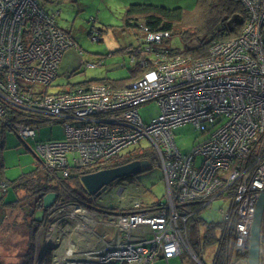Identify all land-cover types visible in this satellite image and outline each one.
Returning <instances> with one entry per match:
<instances>
[{
	"label": "built area",
	"instance_id": "obj_1",
	"mask_svg": "<svg viewBox=\"0 0 264 264\" xmlns=\"http://www.w3.org/2000/svg\"><path fill=\"white\" fill-rule=\"evenodd\" d=\"M242 1L248 20L241 33L213 41L202 59L162 46L169 31L141 25V46L130 62L144 70L125 87L92 83L44 94L76 43L39 0H0V116L18 109L32 120L15 124L23 140L34 139L40 120L64 124V140L36 145L46 169L68 177L72 167L91 166L147 138L167 189L154 211L54 203L46 218L54 212L71 220L59 234L74 239L61 254L60 241L52 264H169L184 251L204 264L186 237L194 213L179 206L203 208L223 197L230 201L222 221L232 248L248 244L264 190V0ZM148 101L158 104L159 114L145 123L138 106ZM187 123L204 138L182 154L173 132ZM0 189L7 190L1 179Z\"/></svg>",
	"mask_w": 264,
	"mask_h": 264
},
{
	"label": "trees",
	"instance_id": "obj_2",
	"mask_svg": "<svg viewBox=\"0 0 264 264\" xmlns=\"http://www.w3.org/2000/svg\"><path fill=\"white\" fill-rule=\"evenodd\" d=\"M247 20L248 12L242 0H196L195 7L191 9L181 7L167 8L152 2L134 3L125 8L122 17V21L126 26L133 22L134 26L139 24L153 30L163 29L169 31L170 36H179L183 48L181 50L178 49V51L180 54L189 57L190 60L206 57L213 41L237 37ZM168 40L164 42L165 47L172 49L167 44L169 43ZM143 70L138 65H135L130 69L128 78L88 80L82 83L70 84L69 87L56 90V92L51 94L59 93L66 89L85 87L93 82L110 85L113 88H123L130 81L136 79ZM48 87L40 91L48 94L50 93L48 92ZM48 121L40 120L36 128H39L40 123ZM18 122H32V120L26 118L23 111L18 109L7 110L0 116V179L3 181L4 163L2 149L4 147L5 134L8 130L16 132L15 124ZM35 137L33 140H35ZM134 160H148L150 166L159 164L154 151H136V146L133 145L122 150L116 156L98 161L91 166L72 167L68 177H62L58 170L46 169L42 160L31 171L21 174L12 181H5L7 187L9 186L16 195L18 192H22L23 196H17L10 201H6L3 196L0 197V244L6 248L15 237L19 235L25 236L23 237L24 240L20 241V243L26 242L20 264H52L55 247L42 248L38 245L37 240L40 229H45L52 222L51 218H46L50 208L45 209L43 207L44 196L48 193H55V203H60L63 206L85 205L88 207L106 208V204L99 200L100 197H93L85 190L80 179L81 176L102 169L118 167ZM135 177L136 175H130L117 179L109 186L126 184L125 182H130ZM161 204L163 203L141 204L137 208L126 207L124 210L126 212L131 210L154 211ZM199 205L197 203H187L179 206L181 211L183 209L186 212L194 213L188 220L186 231L187 241L191 249L201 257V253L204 250L216 246L212 264H238L239 262L247 264L248 248L233 249L231 230L225 227L223 221H205L200 216V212L208 205L203 208H200ZM15 210L22 214L21 223H17L15 220L10 221L11 214ZM37 212H42V218L36 216ZM200 226L204 228L202 233L200 232ZM259 264H264V216L260 234Z\"/></svg>",
	"mask_w": 264,
	"mask_h": 264
},
{
	"label": "rangeland",
	"instance_id": "obj_3",
	"mask_svg": "<svg viewBox=\"0 0 264 264\" xmlns=\"http://www.w3.org/2000/svg\"><path fill=\"white\" fill-rule=\"evenodd\" d=\"M125 0H39L40 5L47 11L56 14L58 25L71 31V37L76 43V48L67 50L64 63L57 76L48 87V92L65 89L70 84L82 83L88 80L99 79H124L130 76V69L135 65L130 62L129 53L126 47L130 44L137 46L142 42V30L138 27L126 26L121 19V4ZM167 8L181 7L191 9L195 7L196 0H144ZM59 12V14H57ZM93 29V30H92ZM102 32H99L100 30ZM264 34V23L262 26ZM97 33L99 40L92 36ZM141 38V39H140ZM168 46L172 49L183 48L179 36L173 35L168 40ZM163 43L162 46H164ZM93 63L94 66H89ZM98 83V82H93ZM138 112L142 120L147 123L159 114V106L155 101H148L138 106ZM36 128V138L23 140L14 130H8L5 134L2 158L4 163L2 178L4 181H12L21 174L27 173L44 161L42 154L36 148V143L64 140L65 128L61 122H44ZM174 141L182 154L190 153L196 141L203 140L204 136L189 123L178 127L173 132ZM136 151H154L151 142L144 138L136 143ZM126 184L109 187L107 194L113 193L111 199H115L113 205L117 211H124L135 202L140 204L164 203L166 201V185L163 179L161 166L151 165L146 171L136 174V177L125 182ZM113 188V190H112ZM118 192V189H120ZM6 201L14 200L17 196L22 197L23 193H16L8 186L3 192L0 189V197ZM118 198V199H117ZM101 200V199H100ZM229 200L218 198L213 200L206 208L202 209L200 216L207 222H221L223 220L222 209H227ZM10 221L22 222L21 212L16 210L11 214ZM61 215H64V212ZM36 216L42 218V212ZM51 224L56 223L55 241L58 239L59 228L68 225L72 227L71 220L62 219L55 222L54 212H50ZM51 226V225H49ZM24 232L23 230H21ZM204 231L200 226V232ZM47 232L51 230L47 229ZM42 233V229H40ZM39 235L38 245L42 241L44 246V235ZM49 235V234H48ZM25 236L19 235L9 242L5 248L0 244V264H20L22 253L25 250ZM19 241V242H16ZM58 244V242H57ZM58 246V245H57ZM45 247V246H44ZM57 249V247H56ZM216 246H212L201 253L205 264H212ZM156 264H167L166 261L157 260ZM169 264H196L188 251L170 258Z\"/></svg>",
	"mask_w": 264,
	"mask_h": 264
},
{
	"label": "water",
	"instance_id": "obj_4",
	"mask_svg": "<svg viewBox=\"0 0 264 264\" xmlns=\"http://www.w3.org/2000/svg\"><path fill=\"white\" fill-rule=\"evenodd\" d=\"M149 168L150 162L148 160H134L118 167L102 169L82 175L80 179L83 187L91 196L99 197L107 191L108 186L115 180L136 175ZM55 200L56 194L48 193L43 198V207L45 209L50 208L55 203ZM263 216L264 190L256 205L248 244L244 246V248H248L247 264H259L260 262V234Z\"/></svg>",
	"mask_w": 264,
	"mask_h": 264
},
{
	"label": "crops",
	"instance_id": "obj_5",
	"mask_svg": "<svg viewBox=\"0 0 264 264\" xmlns=\"http://www.w3.org/2000/svg\"><path fill=\"white\" fill-rule=\"evenodd\" d=\"M144 2H148L149 3V1H144V0H125V1H123L122 2V4H121V10L123 11L122 13H124V10H125V8L127 7V6H129L130 4H134V3H144ZM50 12V11H49ZM57 14H59V12H57ZM122 17H123V14H122V16H121V19H122ZM58 23V22H57ZM133 22H131L130 23V25H127V26H130L131 28H133V27H138V28H140V25L138 24V26L137 25H133L132 24ZM139 23V22H138ZM60 27V26H59ZM63 29V28H62ZM64 30H66V29H64ZM93 30V29H92ZM67 32H69V34L71 35V31H69V30H66ZM99 32L101 31V29L100 30H98ZM102 32V31H101ZM141 39V38H140ZM140 46H141V44L139 43L137 46H133L132 44H130V45H128L127 47H126V50H127V52L129 53V57H131V55H134L135 53H137V51L139 50V48H140ZM67 52V51H66ZM65 52V53H66ZM64 53V55H63V57H62V60H61V64H60V68H59V71H58V74H57V76H59V74H60V70H61V68H62V64L64 63V57H65V54ZM132 68V67H131ZM37 135V134H36ZM36 138V137H35ZM54 217H57V215L56 214H54ZM51 219H52V217H51ZM55 221H58V218H56V220ZM51 223V222H50ZM59 228V227H58ZM47 229H49V230H51V228H50V226H47L45 229H43L42 228V233H40V235L42 234V235H44L43 237H44V246L45 247H55V250H56V247H57V245L58 244H60V241H61V246H60V248H59V252H60V254L64 251V249H67L69 246H70V243L72 242V240L74 239V235H71V238L68 240L66 237H63L62 239H61V236H60V234H58V239H57V241L56 242H54L56 239H55V236L53 235V233H54V231H51V232H47ZM50 235V240H47V235ZM57 242H58V244H57ZM44 246H42V241H41V243H40V247H44ZM238 264H244L243 262L242 263H238Z\"/></svg>",
	"mask_w": 264,
	"mask_h": 264
},
{
	"label": "flooded vegetation",
	"instance_id": "obj_6",
	"mask_svg": "<svg viewBox=\"0 0 264 264\" xmlns=\"http://www.w3.org/2000/svg\"><path fill=\"white\" fill-rule=\"evenodd\" d=\"M111 196H113V193L110 192V194H103V195H100V201L104 202L106 204V206H110L112 207V203L115 202V199H111ZM114 197V196H113ZM113 201V202H111ZM105 206V207H106ZM113 207H116L115 205H113Z\"/></svg>",
	"mask_w": 264,
	"mask_h": 264
}]
</instances>
